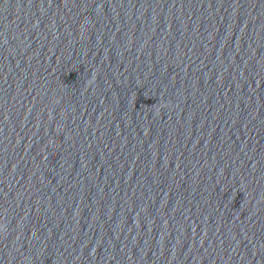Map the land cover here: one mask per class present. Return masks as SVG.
Listing matches in <instances>:
<instances>
[{
	"label": "water",
	"instance_id": "water-1",
	"mask_svg": "<svg viewBox=\"0 0 264 264\" xmlns=\"http://www.w3.org/2000/svg\"><path fill=\"white\" fill-rule=\"evenodd\" d=\"M0 264H264V0H0Z\"/></svg>",
	"mask_w": 264,
	"mask_h": 264
}]
</instances>
